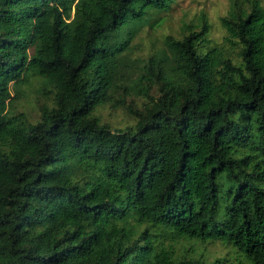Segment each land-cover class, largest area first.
Returning <instances> with one entry per match:
<instances>
[{
    "label": "trees",
    "instance_id": "16d2710c",
    "mask_svg": "<svg viewBox=\"0 0 264 264\" xmlns=\"http://www.w3.org/2000/svg\"><path fill=\"white\" fill-rule=\"evenodd\" d=\"M171 1L0 0V264H206L161 231L264 264V5L232 0L221 45L203 19L133 58ZM37 75L50 102L10 115Z\"/></svg>",
    "mask_w": 264,
    "mask_h": 264
},
{
    "label": "rangeland",
    "instance_id": "374dc122",
    "mask_svg": "<svg viewBox=\"0 0 264 264\" xmlns=\"http://www.w3.org/2000/svg\"><path fill=\"white\" fill-rule=\"evenodd\" d=\"M232 0H172L170 7L160 13L161 19L154 25L143 26L136 31L131 39L132 57L145 56L149 52L163 46L165 35L173 34L182 37L188 29L198 30L203 19L209 24V32L206 38L210 45H221L224 41L226 31L221 24V17L227 15ZM264 5V0H262ZM74 10L71 11L73 14ZM207 44V43H206ZM209 45V44H208ZM234 58V57H233ZM235 62L237 58H234ZM54 86L47 80L37 76H29L23 82L12 87L13 109L10 115L16 113L23 119L35 121L39 108L42 104L49 103ZM99 114L104 121L112 126H123L132 120L127 119L122 110H113L105 107L99 109ZM117 232L119 229L130 230L131 238L138 237L146 230L145 226L138 222L133 216H129L125 222H117L114 225ZM115 230V231H116ZM115 232L113 241L117 240L119 234ZM121 234V231H119ZM151 240L167 249L176 252L179 256L201 259L206 264H248V261L235 253V250L220 242L203 243L195 238L177 235L173 232L161 231L151 237ZM216 259H221L214 262ZM225 259V260H224Z\"/></svg>",
    "mask_w": 264,
    "mask_h": 264
}]
</instances>
